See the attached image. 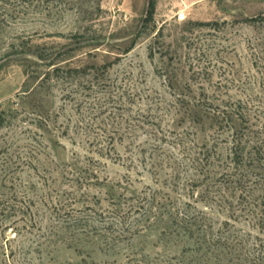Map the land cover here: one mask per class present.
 Instances as JSON below:
<instances>
[{
	"label": "rangeland",
	"instance_id": "obj_1",
	"mask_svg": "<svg viewBox=\"0 0 264 264\" xmlns=\"http://www.w3.org/2000/svg\"><path fill=\"white\" fill-rule=\"evenodd\" d=\"M150 1L0 0V264L264 249L260 210L190 181L218 138L194 105L241 102L264 132V0H153L148 23Z\"/></svg>",
	"mask_w": 264,
	"mask_h": 264
},
{
	"label": "trees",
	"instance_id": "obj_2",
	"mask_svg": "<svg viewBox=\"0 0 264 264\" xmlns=\"http://www.w3.org/2000/svg\"><path fill=\"white\" fill-rule=\"evenodd\" d=\"M155 11V2L151 0L144 21L152 22ZM261 20L264 21V17ZM111 65L105 64L99 69L105 71ZM89 69L91 68L70 69L68 73L86 76ZM216 103L199 102L191 108L194 115L190 114L194 119L201 118V121L205 119L211 122L217 130L218 138L213 146L205 145L193 158L190 168L195 175L190 181L200 182L202 177L201 182L206 184V188H216V195L222 192L221 205L225 203L232 207L230 198H237L241 200V204L249 206L253 214L260 210V221L264 226V132L257 129L246 105L239 102L234 106L223 100L220 104ZM2 125L3 119L0 118V128ZM222 144L227 146L225 160L217 152ZM225 193L228 195L224 196ZM217 243H222V240L219 239ZM256 252L253 264H264V249L260 247Z\"/></svg>",
	"mask_w": 264,
	"mask_h": 264
}]
</instances>
